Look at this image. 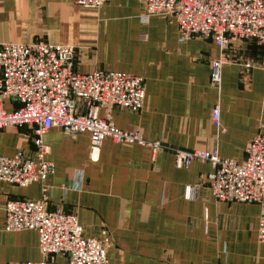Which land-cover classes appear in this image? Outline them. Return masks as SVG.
I'll list each match as a JSON object with an SVG mask.
<instances>
[{
  "label": "crops",
  "instance_id": "crops-1",
  "mask_svg": "<svg viewBox=\"0 0 264 264\" xmlns=\"http://www.w3.org/2000/svg\"><path fill=\"white\" fill-rule=\"evenodd\" d=\"M143 0H112L99 10L75 0H0V45L45 41L77 47L76 71H115L145 79L143 110L117 109L115 125L163 143L150 149L105 140L92 153L89 133L69 136L54 127L45 136L54 171L45 184L22 188L0 181V264L39 262L34 230L2 229L5 205L39 200L78 216L86 237L108 232L111 264H264L257 240L258 204L219 202L208 187L212 167L195 161L178 168L175 150L217 152L243 161L264 125V45L231 42L220 88L211 86L210 61L221 51L203 37L179 42L176 22L153 16L143 23ZM7 111L20 107L15 99ZM221 110L220 127L214 109ZM104 112L100 111V115ZM34 158V127L0 131V156ZM188 187H198L193 199Z\"/></svg>",
  "mask_w": 264,
  "mask_h": 264
},
{
  "label": "built area",
  "instance_id": "built-area-1",
  "mask_svg": "<svg viewBox=\"0 0 264 264\" xmlns=\"http://www.w3.org/2000/svg\"><path fill=\"white\" fill-rule=\"evenodd\" d=\"M80 7L98 10L112 0H75ZM143 23L153 16L176 22L179 42L203 37L216 43L220 57L210 61L211 86L220 88L226 50L231 42L255 40L264 45V0H143ZM77 47L51 44L42 40L0 45V131L9 127H34V158L20 151L11 157L0 156V181L22 188L45 184L54 171L47 157L50 148L46 134L54 127L69 136L89 133L92 153L102 143L137 145L155 156L163 143L148 140L138 131L118 128L113 121L117 109L140 112L146 100L145 79L124 72L76 71ZM15 99L20 107L7 111L3 103ZM100 111L104 114L100 115ZM221 110L214 109L212 121L220 127ZM178 168L195 161L208 162L212 172L208 187L219 202L258 204L261 207L257 240L264 245V125L245 149L243 161L222 158L217 152L175 150ZM39 200H15L5 205L2 229L6 232L34 230L39 236L43 259L26 264H111L108 251L112 237L84 235L79 218L46 207L48 188ZM198 187H188L193 199Z\"/></svg>",
  "mask_w": 264,
  "mask_h": 264
},
{
  "label": "rangeland",
  "instance_id": "rangeland-1",
  "mask_svg": "<svg viewBox=\"0 0 264 264\" xmlns=\"http://www.w3.org/2000/svg\"><path fill=\"white\" fill-rule=\"evenodd\" d=\"M99 10V9H98ZM162 17V16H161ZM164 18V17H163ZM200 37V36H199ZM195 38V37H194ZM73 46V45H72ZM77 59V58H76ZM80 73V72H79ZM144 108V107H143ZM143 110V109H142Z\"/></svg>",
  "mask_w": 264,
  "mask_h": 264
}]
</instances>
